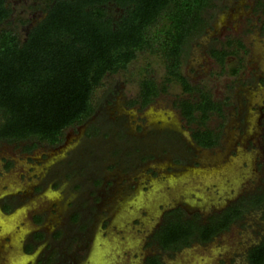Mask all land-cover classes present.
<instances>
[{"label":"trees","instance_id":"1","mask_svg":"<svg viewBox=\"0 0 264 264\" xmlns=\"http://www.w3.org/2000/svg\"><path fill=\"white\" fill-rule=\"evenodd\" d=\"M38 1L34 7H40L44 17L31 25L30 18H12L13 7L0 0V143L25 142L22 150L27 152L39 144L56 145L67 127L94 113L95 93L104 78L127 71L140 53L148 52L162 58L165 78L159 85L144 69L130 104L144 107L167 91V83L179 82L185 93H197L176 102L188 123L202 127L193 131V138L202 147L217 144L218 135L205 123L212 113L223 116L222 103L203 87L190 84L182 73L188 46L208 25V11L216 0ZM233 42L229 39L227 44ZM235 43L236 52L211 50L222 68L227 56L245 49L240 40ZM263 206L264 187L205 223L173 211L155 234V242L164 252L194 241L206 243L246 212ZM246 261L264 264V234L248 250ZM147 264L163 263L156 255Z\"/></svg>","mask_w":264,"mask_h":264},{"label":"rangeland","instance_id":"2","mask_svg":"<svg viewBox=\"0 0 264 264\" xmlns=\"http://www.w3.org/2000/svg\"><path fill=\"white\" fill-rule=\"evenodd\" d=\"M256 1H259L261 4L256 3ZM8 3L13 7L12 18L17 16L30 18L32 20L31 25H33L37 20L44 17L41 8L34 7L39 4L38 0H8ZM215 3V9L219 8L222 4H227L237 11L230 9L228 14L226 13L220 17L211 35H204L194 42L192 52L189 54L186 52L184 55L182 73L188 77L190 84L203 87L205 91L209 92L214 101L225 99L226 103L223 104V112L226 116L225 119L229 120L230 118L232 125L235 126L234 131H231L233 127L229 128V131L233 134L232 136H234L236 131L237 134H239L244 128L242 117L246 109L251 112L249 130L246 134L253 132L251 137L257 141L260 148H256L255 146V150L251 152H247L244 148L237 156V160L230 161L228 164L222 166L224 170V168L226 169L229 165L233 171L230 172L227 168L224 171L213 173V175L219 177V180L222 182L224 190L223 196L231 198L236 194H241L245 189H249V193H253L259 192L260 189L264 187V167H256V165H254L257 164L258 161L264 159V152L261 148L263 145L261 135L264 131V126L257 121V117L259 116L258 111L261 107H264V84L260 83V79H264V0H216ZM211 11H214V9ZM224 24H227V26L224 27ZM21 33L23 32L21 31ZM227 37L241 38L246 44V53H244L245 51L243 49L239 48L236 55L237 58L229 57L227 61L228 66L225 69H221L220 67L222 66H220V64L205 57V52L207 46L209 44L212 45L214 40V46L219 47L221 46L220 42H224ZM228 48L231 50L233 49L232 52H236L235 43L232 44V47ZM238 57L243 58L239 71L240 74L238 73V75L233 76L229 72L232 66L237 65L236 62ZM144 69L149 72L148 75L153 77L159 85L163 83L166 75L163 60L161 57L152 55L148 52L140 53L137 59L129 65L127 71L106 76L104 78V85L96 91L94 97L96 108L100 109V113H103L102 115L98 114L95 116L94 120L96 123L100 124L103 122L104 138H99L95 145L90 146V151L86 152V149L82 150L81 158L71 163L70 148L75 146V141L79 137V134H76L72 128L68 127L64 130V132L69 135L67 141H65L61 148L53 152V158L49 159L46 163V167L53 163L52 168H54V166L62 161L70 160L66 163V169L63 173V182L57 188V198L60 201L61 198H63L64 195L66 196V193L69 192L68 190H70L74 194L73 197L75 199H82L79 202V209H87L90 205L91 207L89 210L91 212L87 209L85 212L86 219L84 221H90L91 215L95 213V206L92 205L93 197L90 198L89 194L96 193L97 196L103 195V202L100 203L102 207H100V209L102 208L106 211L109 207V199H114V211L117 212L121 206L120 210H118V215H124V218H120L122 221L121 223L124 225L126 221L131 220V214L125 212L130 209L128 207H123L126 201L122 202V198L126 200L128 194V190L125 188L126 183H124L123 179L127 169L120 168L121 170L113 172L109 166L111 163L121 162L123 165H127L131 163L129 160H136V158L139 160L137 157L138 153L136 154L135 152L143 146L142 149H140L142 155H152V153H155L159 158L154 159L152 163L155 166L164 167L169 162H173V153L169 155L165 153L164 150L168 147L167 145H169L168 143L171 141L170 138H175L174 135H169L167 131L163 130L165 126L171 125L173 128L177 129L180 134L178 144L171 148L172 151H176L178 155L184 153V151L185 154H188L189 147L187 148V144L191 141V131L197 128L202 129L198 123H187L185 120L183 121L180 119L178 115L179 108L176 105L177 100L181 98L197 97L196 92L192 94L185 93L179 82L167 83V91L162 93L156 101L145 107L140 113H137L134 108L130 110L126 107L125 104L134 99L138 93V80L146 74V70L144 71ZM244 83L246 84L245 86H243ZM105 111H109L114 122L107 121V117L109 116L106 115ZM126 113L129 114V117H133L135 121L132 118L129 123L124 124L126 121L124 117ZM132 114H134V116H131ZM138 115H142V119H139L141 122L139 123H137ZM220 121L221 117H219L218 114L212 113L205 124L210 129H215L218 128ZM137 124H142L143 128H139ZM229 142L230 141H228V144ZM236 143L237 142H235V144ZM235 144L233 143V145ZM238 148H240V146ZM210 155H212V153H209V158L211 160ZM240 155H242V158ZM97 156H100L101 160L95 167H99L100 165V167L108 168L109 170L105 176L108 175L109 178H107L108 180L105 181L102 187L96 188L94 186V180L95 177L98 176L95 175V167L92 161ZM7 157H12L17 160L16 166L14 167L15 169L11 173H5L4 164L6 163L5 158ZM258 158L259 160L257 161ZM69 163L71 164L69 165ZM28 165L27 159L22 155L17 145L0 143V191H3L4 187H7V189L3 191L4 193L10 191L18 192L21 189L29 190L28 186H31L33 182H29L27 179ZM141 167L140 165L134 167L133 170L136 171V174L140 171L143 172ZM43 168L44 170L46 169L41 166L38 168L40 171L38 172L37 170L40 175L42 174ZM204 170L203 168L200 169L199 175H193L192 180L190 176L185 175L180 180L174 179L175 181L171 182L173 180V175L170 174L168 178H163L161 181L158 180V183H155V179H151L147 183V186L150 187L151 183H155L157 185L158 194L162 196V194H166V192H164L168 187L166 182H171L169 183V192L171 191L172 194L176 193L177 196L179 195L178 199L186 200L191 204H193L195 200L190 196L195 193L194 191L198 188L196 191H200L199 193L201 195H205L206 203L209 204L211 197H207L206 194V189L209 185L207 184L208 186H206L204 182L201 184L200 176L205 175L212 177V174L210 170L208 172ZM207 173H209V175H206ZM74 174L76 180H71L73 179L71 176ZM143 176L146 178L145 175ZM148 177L150 178L149 175ZM144 178H142V182L146 181ZM36 179L33 181L36 182ZM211 181L213 180L210 179L209 182ZM112 182H114V184L111 186ZM143 187L144 186L138 185L136 192L143 191ZM78 188L81 189L79 190ZM74 189H76V191H74ZM146 193H142V195ZM46 195H50V193ZM51 195L54 194L51 193ZM31 209L35 211L36 207ZM24 210L25 209L17 211L6 220L0 216V244L5 245L3 246V253L5 252L4 255L6 256L4 264H15L17 261L25 264L27 261V257L22 253L21 240L24 239L28 227H24L22 222H29L30 217L27 218L29 209L26 211ZM20 218L21 220L13 226V222ZM56 221L55 216L49 217L47 228L53 227V222ZM12 226L13 228L11 229ZM130 226H132L131 223L129 227ZM74 227L75 226H72L70 230V233H73H71V235L69 234L63 242H59L60 246H58V248L65 252V254L67 253V255L74 252L77 243L76 241L72 242V238L70 239L76 231ZM9 231L11 234H9ZM111 233H113V231ZM263 233L264 206L260 209L246 212L240 221L232 224L231 231L225 233L223 239H218L215 242L213 248L217 252L216 261H214L208 253L203 252L204 254H200L205 258V261L201 259V263L198 262L197 264H206L208 259L211 260L210 262L212 264H217L220 252H224L227 257L235 256L236 259H234V264H246L247 261L242 258V252L244 253L246 247L250 243L257 242L260 237H262ZM125 234L128 236L132 234L139 237L142 236L134 231H127ZM114 235H116V233H114ZM118 238H121L120 235H118ZM9 239L10 241H8ZM121 251L122 250L119 252L121 253ZM35 256L36 253H33L30 256V260H33Z\"/></svg>","mask_w":264,"mask_h":264},{"label":"flooded vegetation","instance_id":"3","mask_svg":"<svg viewBox=\"0 0 264 264\" xmlns=\"http://www.w3.org/2000/svg\"><path fill=\"white\" fill-rule=\"evenodd\" d=\"M256 3L261 4L259 3V1H256ZM212 9H214V11H211ZM230 9L234 8H231V6L227 4H222L219 8L215 9V7H213L208 11V13L210 14L208 25L194 39V41L190 42L187 54L192 52L193 44L197 39L204 35H211L212 31L215 30V25L218 23L220 17L226 13L228 14L230 12ZM233 11L237 10L234 9ZM226 26L227 24H224V27ZM229 39L234 41L232 44H234L236 40H240L243 43L244 47H246L244 41H242V39L238 37H227L224 42H220L221 46L219 47L214 46V40L213 43L211 42L212 45L209 44L207 46L205 57L217 62V60L211 55L212 49L221 50L225 48L229 51H232L233 49L231 50L230 48H228L232 47V44H227ZM243 50L245 51L244 53H246V50ZM229 57L237 58V56L234 54L227 56L225 59L224 69L228 66L227 61ZM239 58L242 57H238L236 62L237 65L232 66L230 69L229 73L233 76L238 75V73L240 74L239 71L243 62V58L240 61ZM220 68L222 69V67ZM234 69H237L236 74H232V71ZM185 77L188 79L187 76ZM260 83L264 84V79H260ZM245 85L246 84L244 83L243 86ZM161 94L162 93H160L157 97L154 98L152 102L148 103L144 107H141L139 103L130 104L131 100L125 105L130 110L134 108L137 113H140V111L144 110L145 107L156 101ZM218 102L222 103L223 109V104L226 103L225 99ZM99 110L100 109L95 108L94 113L84 122L69 127L72 128L76 134H79V137L75 141V146L70 148L71 163H74V161L79 160L78 158H81L82 150L86 149V152L90 151V146L95 145L99 138H104V130L102 127L103 122L100 124L96 123L94 120L95 116H97L98 114H103L100 113ZM105 112L106 115L109 116L107 117V121L114 122L112 120V116H110L109 111ZM258 112L259 116L257 117V121L264 126V107H261ZM134 114H132L131 116H134ZM250 114L251 112L246 109L242 117L244 128L242 129L241 127L242 131L239 134H237L236 131L234 136H232L233 134L229 131V128L233 127L231 131H234L235 126L232 125V121L230 118L229 120L225 119L226 116L223 112V116L221 117V121L218 124V128L212 129L218 135L217 144L212 147L200 146L193 138V131H191V141L189 142L190 144H187V148L189 147L188 154H185L184 151V153L178 155L176 151H172L171 148L178 144L180 134L178 133L177 129L173 128L171 125L165 126L163 130L167 131L169 135H174L175 138H170L171 141H169V145H167L168 147L164 150V152L168 153L169 155H171L170 153H173V162H169L164 167L155 166L152 163L154 159L159 158L155 153H152V155H142L140 149H142L143 146H141L139 150L135 152L136 154L138 153L137 157L139 158V160H137V158V161L135 159L129 160L131 163L127 165H123L121 162L111 163L109 166L111 171L113 172L124 168L127 169L125 171L126 174L123 179L124 183H126L125 188L128 190V194L126 193V200L125 198H122V202L126 201L125 206L123 205V207H128L130 210L124 211L131 214L132 217L131 220L126 221L124 225L120 220V218H124V215H120L121 217L118 215V210H120L121 206L119 207L117 212L114 211V199H109V207L105 211L102 208L100 209V207H102L100 203L103 202V195L100 194L101 196H97V193L89 194L90 198L93 197L92 205L95 206V213L91 215L90 221H84L86 219L85 212L87 211V209L89 210V208L91 207L90 205L89 207L86 206L88 207L87 209H79V202L82 199H75L73 197L74 194L70 190H68L69 192H67L66 196L64 195V197L61 198L60 201L57 198V188L63 182V173L66 169V163L70 160L62 161L58 165L54 166V168H52L53 163L49 164L48 167H46V163L49 161V159L53 158V152L61 148L64 145L65 141H67L69 135H67L65 132H63L61 141L56 145L39 144L29 152L22 150L25 142L17 144L5 143L6 145H17L18 148H20L22 155L27 159L29 163L27 167V179L29 182H33L31 183V186H28L29 190L21 189L18 192L10 191L8 193H4L3 191L7 189V187H4L3 191H0V216L4 220H6L10 215H13L19 210L25 209L24 211H26L27 209H29V211L27 212V218L30 217L29 222H22V225L24 227H28V231L25 232L24 239L21 240L22 253L27 257V261L25 260V264H147L148 258L156 255L160 257L163 264H197L201 259L205 261V258L201 255L203 252L208 253V255L211 256L214 261H216L217 252L213 248L215 242L218 239H223L224 234L231 231L232 224L236 223L237 221L232 223L228 230L219 233L217 236H214L213 239L209 242L200 243L194 241L190 244V246L183 247L180 250L173 252L162 251L155 242V234L161 228L165 217L169 216V214L173 211L180 210L181 212H183L184 216L189 218L198 217V219L205 223L214 215L221 214L231 204L237 203V200L241 197L255 193H249V189H245V191L241 194H236L231 198L224 197L222 182L219 180V177L213 175V173L221 172L223 170L222 166L224 164L226 165L230 161L237 160V156L243 151L244 148L247 152L255 150V146L256 148H260V146H258L257 144V141L251 137V134L253 132L246 134V132L249 130ZM178 115L180 116V119H182L183 121L185 120L181 114L180 109L178 110ZM124 117L126 118L124 124L129 123L133 118L129 117V114L127 113ZM137 118V123L141 122V120L139 119H142V115H138ZM137 126L141 129L143 128L142 124H137ZM261 139L263 142L261 148L264 152V131L262 132ZM228 141H230L229 144ZM235 142L237 143L235 144ZM233 143L236 146L233 145ZM239 146L240 148H238ZM209 153H212V155H210L212 161L209 158ZM242 155H240L241 158ZM205 158L208 160H206ZM5 159V173H11L15 169L14 167L16 166L17 160L12 157H7ZM201 159H203L204 161ZM100 160V156L95 157V159H93L92 161L94 164L93 166L95 167L96 165H98ZM258 160L259 158L257 159V161ZM71 163H69V165ZM138 165L142 166L141 168L143 172H139L141 174H136V171L133 170L134 167ZM254 165H256V167L260 166L263 168L264 159L262 161H258V163ZM41 166L45 167L46 169L44 170L43 168L42 174L40 175L38 173L40 171L38 170V168H40ZM202 168L203 170L205 169V172H208L210 170L212 174V177H208L205 175L200 176V183L203 184L204 182L206 186L209 185L206 189L207 197H211L209 204L206 203L205 195H201L199 193L200 191H196L198 190V188H196V190L194 191L195 193L190 196L195 200L193 204L186 200L178 199L179 195L177 196L176 193L172 194L171 191L169 192V183L175 181L174 179L180 180L186 175L190 176V179L192 180L193 175L198 176L200 173L199 170ZM227 168L230 172L233 171L231 169V166L228 165ZM94 169L96 172L95 175L98 176L95 177L94 186L96 188L102 187L105 184V181L108 180L107 178H109L108 175L105 176L109 169L102 166L100 167V165L99 167H95ZM226 169L224 168V170ZM170 174L173 175V180L171 182H166L168 184V187L166 186L167 188L164 191L166 192V194L164 193L162 194V196H160V194H158L157 192V185L155 183H158V180L161 181L163 178H168V175L170 176ZM143 175H145L146 178H144ZM148 175L150 176V178L148 177ZM206 175H209V173H207ZM71 177H73V179L71 180H76L75 174ZM142 178H144L146 181L144 180L145 182H142ZM34 179H36L37 181L34 182ZM151 179H155V183H151V186L149 187L147 186V183ZM210 179H212L213 181L209 182ZM113 184L114 182L111 183V186ZM179 184L181 185L180 182ZM138 185L144 186L143 191L136 192V188ZM74 191H76V189H74ZM47 193H50V195H46ZM51 193H53L54 195H51ZM142 193L146 194L142 195ZM34 207H36L35 211L31 209ZM51 216H55L57 221L53 222V227L47 228V223L49 221V217ZM20 220L21 218L17 221H14L13 226ZM130 223L132 226L129 227ZM13 226L11 227V229L13 228ZM72 226H75L74 228H76V231L74 233L75 236H71L70 239L72 238L71 241H76L77 243L75 245L74 252L72 254L68 253L69 255H67V253L65 254V252L61 251L58 246H60L59 242H63L69 234L71 235V233H73H70ZM112 231L113 233H111ZM127 231H134L135 233L141 234L142 236L139 237L133 234L128 236L127 234H125V232ZM114 233H116V235H114ZM9 234H11L10 231ZM118 235H120L121 238H118ZM261 238L262 237H260L257 242L250 243L246 247L244 253L242 252L243 259L247 258L248 250L252 246L258 244ZM8 241H10V239ZM3 246L5 245L0 244V264H4L6 260V256L4 255L5 252L3 253ZM120 250H122L121 253L119 252ZM33 253H36V256L33 260H30V256ZM219 255L220 256H218L217 264H234V259H236L235 256L227 257L224 252H220ZM210 261L211 260L208 259L206 264H212ZM18 263L19 261H17L15 264Z\"/></svg>","mask_w":264,"mask_h":264}]
</instances>
